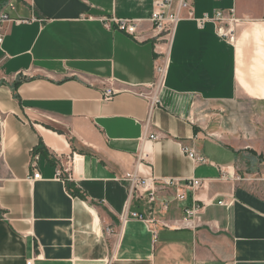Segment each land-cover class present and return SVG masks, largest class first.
<instances>
[{
    "label": "crops",
    "instance_id": "obj_1",
    "mask_svg": "<svg viewBox=\"0 0 264 264\" xmlns=\"http://www.w3.org/2000/svg\"><path fill=\"white\" fill-rule=\"evenodd\" d=\"M5 1L24 23L0 31V264H264V0H193L167 44L147 22L143 41L104 26L147 20L154 0ZM219 11L233 42L197 23ZM133 172L200 179L198 226L191 193L131 198Z\"/></svg>",
    "mask_w": 264,
    "mask_h": 264
},
{
    "label": "built area",
    "instance_id": "obj_2",
    "mask_svg": "<svg viewBox=\"0 0 264 264\" xmlns=\"http://www.w3.org/2000/svg\"><path fill=\"white\" fill-rule=\"evenodd\" d=\"M9 7L14 9V6L7 1L0 3V31L3 29L5 24L24 23V20L10 18V16L6 13V10ZM185 11L188 13L187 16L184 15ZM185 19H194L193 0H154L151 16L147 20L117 19L113 17L105 19L104 26L110 31L118 30L137 41H143L144 35L142 33V26L145 22H147L153 27L154 38L160 41L163 37H165L168 38V42H170L176 32L178 24ZM208 21H212L216 24L218 32L223 38L230 42L234 41L235 24L238 21L234 17V11L228 15L224 11H219L213 19L205 17L203 19H198L197 23L200 27H203ZM3 40V33L0 32V44H3ZM156 71L159 77L158 85L159 88L162 89L164 87L163 76L165 74V66H158ZM115 95L116 92L113 89H107L103 93V99L109 101L113 99ZM151 102L153 107L159 103L157 94L151 98ZM3 136L4 119L3 114L0 113V146L3 141ZM149 138L151 140H156L157 136L150 135ZM185 152L191 159L197 162H207L206 159L198 156L195 152L188 148H185ZM32 168L34 171L33 180L41 179V175L37 170V157H35V160L32 163ZM262 178L264 179V176ZM123 181L129 185L131 198L148 197L151 203L156 201L158 191L163 188H176V199L183 203L188 201L189 194L191 193L193 195V204L191 207H185L183 222L186 225L185 227L192 229L198 226V224H195V221L198 213L201 211V208L197 204L196 193L203 186V182L200 179H191L189 181H161L155 177H142L137 172H133L128 173L123 178ZM220 204L223 205V202ZM163 207L165 210H168L169 205L165 204ZM130 217L148 224H153V221L140 213H132ZM128 218L129 216L125 213L122 216V221H127ZM108 232L111 233L112 231L108 230ZM26 264H34V260H29Z\"/></svg>",
    "mask_w": 264,
    "mask_h": 264
},
{
    "label": "rangeland",
    "instance_id": "obj_3",
    "mask_svg": "<svg viewBox=\"0 0 264 264\" xmlns=\"http://www.w3.org/2000/svg\"><path fill=\"white\" fill-rule=\"evenodd\" d=\"M150 27H151L150 30H151V32H152V34H153V27H152V25H150ZM160 42H162L163 44H167V43H168V38L163 37V39L160 40ZM165 52H166V50H165ZM163 57H165V54H164ZM158 66L163 67L164 64H163V63H160ZM158 79H159V77H158V74H157L156 79H155V82H154L155 94H157V95H159V93H160L161 90H162L161 88H159V85H158Z\"/></svg>",
    "mask_w": 264,
    "mask_h": 264
},
{
    "label": "trees",
    "instance_id": "obj_4",
    "mask_svg": "<svg viewBox=\"0 0 264 264\" xmlns=\"http://www.w3.org/2000/svg\"><path fill=\"white\" fill-rule=\"evenodd\" d=\"M5 0H0V3L4 2Z\"/></svg>",
    "mask_w": 264,
    "mask_h": 264
}]
</instances>
